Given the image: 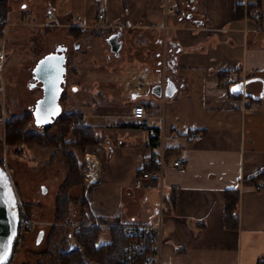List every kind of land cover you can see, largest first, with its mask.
Instances as JSON below:
<instances>
[{
  "label": "crops",
  "instance_id": "1",
  "mask_svg": "<svg viewBox=\"0 0 264 264\" xmlns=\"http://www.w3.org/2000/svg\"><path fill=\"white\" fill-rule=\"evenodd\" d=\"M104 4L95 21L104 23L107 37L120 32L122 41L117 56L107 43L108 59L124 53L152 84L144 95L104 102L97 92L73 106L104 138L84 153L98 160L88 178L90 217L99 224L107 219L105 228L155 222L162 193L160 264H264V187L258 188L264 176L257 178L264 173V0H169L178 10L166 19L164 68L163 0ZM255 8L262 10L259 23L248 16ZM234 68L245 77L242 92L232 90L240 81L227 84L222 76ZM164 72L177 88L172 97L152 91ZM137 104L162 126L167 156L180 155L187 164L184 171L167 166L162 183L142 176L155 167L156 148L132 118ZM193 131L202 137L188 141ZM85 172L84 166L87 186ZM228 188L239 190L236 228L224 223ZM80 218L77 212L71 220ZM104 234L99 243L111 241ZM68 237L72 244V232Z\"/></svg>",
  "mask_w": 264,
  "mask_h": 264
},
{
  "label": "rangeland",
  "instance_id": "2",
  "mask_svg": "<svg viewBox=\"0 0 264 264\" xmlns=\"http://www.w3.org/2000/svg\"><path fill=\"white\" fill-rule=\"evenodd\" d=\"M7 1L9 5L7 25L5 24L6 29L4 26V33L0 36V54H3L0 65L2 101L0 160L10 174L17 196L24 204L25 210L27 205L31 211L30 217L36 223L24 232L12 264H57L55 259L58 257L54 250V253L51 251L53 247L49 242L55 228L59 227L55 234L57 241L67 240L68 233L73 234L80 224L71 218L79 212L81 220L82 211L88 224H99L93 221L88 212L90 188L83 187L78 180L68 181L70 178L68 160L65 153L53 144L7 145L5 136L8 111L11 114H20L33 108L42 90L40 86L30 85L32 68L41 57L59 44L67 48V73L65 87L60 97L61 112L58 117L62 113L74 110L73 106L80 102H91L92 94L97 92L103 93L105 95L103 101L108 102L110 101L108 98L116 99L119 95L122 99L129 98L137 92L144 95L149 91L152 82L144 77L139 65L127 60L124 53L120 57L108 59L106 42L108 32L103 30L106 29L103 27L104 23L95 21L98 12L105 9L104 0ZM165 1L169 4V0H163V16L167 19L171 12L165 14ZM51 12L54 15L51 16ZM78 16L81 19H78ZM74 27L77 28L75 31L72 29ZM79 28L86 31L80 32L76 38ZM162 29L165 37L167 24L166 28ZM75 42L80 43V46L76 47ZM132 51L136 52L135 49ZM161 78L162 74L158 75L156 83ZM89 121L92 122V118H89ZM78 122L79 118L72 121L67 140L74 137L73 127ZM28 128L42 130L44 127L39 126L33 119ZM57 132L58 127L54 126L49 134L55 135ZM70 150L77 152L79 157L85 160V154H82L79 148L71 147ZM42 187H45V191ZM63 194L70 199L73 211L71 210L69 221L57 222L56 205ZM84 198L87 200L85 205L77 204V201ZM110 225L112 223L107 224ZM41 229L44 233L37 243L36 239ZM105 232L106 230L102 233ZM70 242L68 241L67 246L60 245L57 251L63 253L80 249L75 239L72 244Z\"/></svg>",
  "mask_w": 264,
  "mask_h": 264
},
{
  "label": "trees",
  "instance_id": "3",
  "mask_svg": "<svg viewBox=\"0 0 264 264\" xmlns=\"http://www.w3.org/2000/svg\"><path fill=\"white\" fill-rule=\"evenodd\" d=\"M53 1V0H50ZM9 5L7 0H0V36L4 33V26L6 24V18L8 16ZM74 31L77 29L72 28ZM86 29L79 28L76 33V38L80 32H84ZM80 44V43H79ZM226 71L222 74L224 76ZM1 93V84H0ZM2 101L0 96V115L2 114ZM81 112L79 110H72L71 112L62 113L53 124L45 126L42 130L29 129L28 125L33 120V114L31 110H25L20 114H11L8 111V118L6 119V136L5 142L7 145L21 146L27 145H49L53 144L57 149L62 150L68 160L70 167V178L68 181L73 182L78 180V183L84 184V166L85 161L81 159L77 152L71 151L70 148H79L82 154L85 153L86 148L90 145L100 144L104 141L103 137L98 135L96 127L92 124L81 122ZM79 118L75 127H73L74 137L72 140H67V134L70 131L71 123L74 119ZM58 127V132L55 135L49 134L50 130L54 127ZM153 158V157H152ZM154 161V160H153ZM2 165V161L0 160ZM155 165V162H154ZM83 170V171H82ZM264 176L261 173L257 178ZM244 182H248L245 180ZM256 183V182H255ZM257 184V183H256ZM65 191V190H64ZM87 200L77 201V204L85 205ZM239 202V190L238 188H228L225 191V209H224V223L227 227H237V211ZM87 204V203H86ZM168 206V204L166 205ZM167 208L166 210H168ZM71 201L66 194H63L58 199L56 205V221L63 222L69 221L71 216ZM26 211L31 215V211L26 205ZM83 218L80 220V224L75 228L72 236L80 245V249H72L67 252L59 253L57 249L60 245H68L67 240L57 241L55 236L59 227L55 228V231L50 235V243L53 250L56 253L58 259H55L57 264H124L126 255V248L131 240V236L126 234V229L122 225L112 224L107 228L102 226L101 223H107V219H100V224H88L84 212L82 211ZM108 230L111 234V241L108 243H99L100 234ZM140 243H143L142 248L137 255L136 264H146V259L151 252V242L148 240L139 239ZM57 242V244H56ZM54 243V244H53ZM56 244V245H55ZM54 253V252H53ZM259 264H263L262 261Z\"/></svg>",
  "mask_w": 264,
  "mask_h": 264
},
{
  "label": "built area",
  "instance_id": "4",
  "mask_svg": "<svg viewBox=\"0 0 264 264\" xmlns=\"http://www.w3.org/2000/svg\"><path fill=\"white\" fill-rule=\"evenodd\" d=\"M165 14L168 12L174 13L177 12V6L168 4L165 1ZM164 14V15H165ZM262 10L260 8L252 9L248 12V16L255 20L256 22H260L262 18ZM103 14H99V18H103ZM166 16V15H165ZM78 19H81L78 16ZM159 26L162 28H166V19L164 18L163 21L159 22ZM166 36L164 37V44H163V51H162V61L161 64L163 68L166 66ZM3 60V54H0V65ZM165 71V70H164ZM165 72L163 73L162 85L165 84ZM244 76L240 74L237 68L229 70L224 75L225 83H235V82H242L244 83ZM4 118V117H1ZM132 118L136 124L144 126L151 140V145L156 148V152L153 156V160L155 162V167L151 170H145L142 172V176L144 178L154 177L162 183L163 175L165 168L167 166H172L177 170L184 171L187 168V164L185 159L180 156L176 155L174 157H168L166 152L165 146V135L162 126L158 127L153 124L152 117L148 114L145 106L141 104L134 105L132 108ZM80 120V119H79ZM202 137L201 132L193 131L186 135V139L188 141H196ZM5 165V164H4ZM8 172L7 168H5ZM98 165V160L94 158L92 155L85 156V168L86 172L85 175L88 173V177H86V184L87 186L91 183L88 178L92 179L93 176L89 177V173L91 170H95ZM9 174V172H8ZM10 175V174H9ZM92 181V180H91ZM264 187V178L261 180V183L258 185V188ZM16 206L18 209V219H17V232L13 243V250L9 260L5 264H12V260L16 257L18 253V249L20 247L21 241L23 239V234L25 231L33 227L36 223L33 218L26 212L24 204L20 201L19 197L16 194ZM158 220L151 223H128L122 224V226L126 229V234L131 236V240L126 248V255L124 259V264H136L137 262V255L139 250L142 248L143 243L138 241L139 239L148 240L151 242V252L146 259V264H160V256H161V243L163 240V212L165 210L163 196L161 193V197L158 203Z\"/></svg>",
  "mask_w": 264,
  "mask_h": 264
},
{
  "label": "water",
  "instance_id": "5",
  "mask_svg": "<svg viewBox=\"0 0 264 264\" xmlns=\"http://www.w3.org/2000/svg\"><path fill=\"white\" fill-rule=\"evenodd\" d=\"M112 54L119 55L122 41L120 32H114L106 38ZM75 46L80 44L75 42ZM66 46L59 44L56 48L41 57L32 68L31 87L40 86L42 94L36 99L31 109L34 121L42 127L52 124L61 112L60 97L66 83L67 56ZM44 62L43 64L41 62ZM247 82V81H246ZM242 82L235 84L232 88L243 91ZM175 82L167 79L165 84L157 83L152 91L158 96L172 97L176 94ZM236 90V91H238ZM0 173L4 179L0 180V251L4 246L7 248V255L2 264H5L12 253L13 243L17 232L18 209L16 206V191L10 175L0 165ZM45 191V187H42ZM44 233L41 229L37 242Z\"/></svg>",
  "mask_w": 264,
  "mask_h": 264
},
{
  "label": "snow or ice",
  "instance_id": "6",
  "mask_svg": "<svg viewBox=\"0 0 264 264\" xmlns=\"http://www.w3.org/2000/svg\"><path fill=\"white\" fill-rule=\"evenodd\" d=\"M41 63L43 64L44 62L42 61ZM236 90H238V89H233V91H236ZM3 179H4L3 174L0 173V180H3ZM6 255H7V248H6V246H4L3 250L0 251V264H2Z\"/></svg>",
  "mask_w": 264,
  "mask_h": 264
},
{
  "label": "flooded vegetation",
  "instance_id": "7",
  "mask_svg": "<svg viewBox=\"0 0 264 264\" xmlns=\"http://www.w3.org/2000/svg\"><path fill=\"white\" fill-rule=\"evenodd\" d=\"M32 228V227H31ZM39 234V233H38ZM37 239H38V236H37ZM37 239H36V242H37ZM37 243H39V242H37Z\"/></svg>",
  "mask_w": 264,
  "mask_h": 264
}]
</instances>
